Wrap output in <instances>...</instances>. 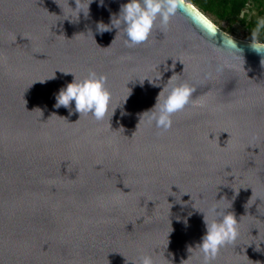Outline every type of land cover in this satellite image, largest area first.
I'll return each instance as SVG.
<instances>
[{
    "label": "water",
    "instance_id": "1",
    "mask_svg": "<svg viewBox=\"0 0 264 264\" xmlns=\"http://www.w3.org/2000/svg\"><path fill=\"white\" fill-rule=\"evenodd\" d=\"M126 2L91 0L71 20L65 0H0V264H133L141 252L181 264L206 230L194 202L207 209L215 197L241 220L212 264H264L261 55L228 33L242 50L236 68L181 14L126 47L117 28L98 30ZM156 65L163 83L181 74L203 101L165 132L139 121L163 83L135 78ZM89 68L107 74L120 105L110 122L54 107L73 79L62 71Z\"/></svg>",
    "mask_w": 264,
    "mask_h": 264
},
{
    "label": "clouds",
    "instance_id": "2",
    "mask_svg": "<svg viewBox=\"0 0 264 264\" xmlns=\"http://www.w3.org/2000/svg\"><path fill=\"white\" fill-rule=\"evenodd\" d=\"M90 2L91 0H75L76 7L73 8L69 6L68 0H65L68 11L65 13L63 9V15H66V18L71 20H76L80 12L87 15ZM99 3L103 4L104 0H99ZM178 14L183 15L195 28L199 29L202 38L215 51L231 61H236V68L241 65L243 67L242 50L238 47L235 39L227 32H223L222 45L217 46V33L221 29L214 21L200 12L194 0H127L126 3L120 6L119 14L112 16L109 24L98 23V30L117 28L118 32L115 38L119 35L123 44L132 48L149 41L154 29H157V27L166 31L172 18ZM157 21H159V26H157ZM200 21H203L206 27L201 25ZM249 44L252 50L261 55V64L264 65V17L258 18L254 28L251 30ZM159 65L155 66L156 70L151 76L145 75L135 79L138 78L140 82L142 81L141 83L147 79L154 85L163 83L160 79L163 73L158 67ZM228 66L232 67L231 64ZM170 67L174 68L175 63ZM164 70L166 71L167 67ZM62 72L72 73L73 79L65 86H62L55 94L56 103L54 107L64 106L69 109L70 113L73 111L78 112L79 117L88 115L98 122L107 118L110 122V118L120 105L113 103V94L108 87L107 74L99 73L91 68L81 75L71 71ZM54 75L55 72L47 78H52ZM180 76L181 74L173 72L167 82L163 83L162 89L157 94L154 106L143 112L139 121H143L146 118L148 124L154 125L161 132H165L172 128L174 114L183 111L189 104L193 107H199L203 104L202 100L193 98V93L196 90L195 85L180 79ZM121 114L123 115V112ZM222 200L228 201L229 204L222 206ZM193 207L203 213L206 230L195 247L188 246L190 255L187 259H183L181 264H191L194 255L201 257L200 264H212V261L217 258L222 248L237 240L241 218L237 220L234 212L227 211L231 207V201L223 197L220 199L215 197V202L211 203L207 209L195 206V202ZM177 219L179 220L180 217L178 216ZM184 222L187 224L186 218H184ZM168 234L166 237L167 244ZM164 259L169 264H172V261L166 259L165 256ZM128 260L132 261L133 264H158L154 256L147 252H141L135 259Z\"/></svg>",
    "mask_w": 264,
    "mask_h": 264
},
{
    "label": "rangeland",
    "instance_id": "3",
    "mask_svg": "<svg viewBox=\"0 0 264 264\" xmlns=\"http://www.w3.org/2000/svg\"><path fill=\"white\" fill-rule=\"evenodd\" d=\"M204 14L227 33L238 39L250 41L249 34L255 26L253 23L257 22L258 18L264 17V0H249L238 16L234 17L218 19L216 16Z\"/></svg>",
    "mask_w": 264,
    "mask_h": 264
},
{
    "label": "trees",
    "instance_id": "4",
    "mask_svg": "<svg viewBox=\"0 0 264 264\" xmlns=\"http://www.w3.org/2000/svg\"><path fill=\"white\" fill-rule=\"evenodd\" d=\"M249 0H194L203 13L216 16L218 19L238 16ZM253 23V25H255ZM251 35V34H249Z\"/></svg>",
    "mask_w": 264,
    "mask_h": 264
}]
</instances>
